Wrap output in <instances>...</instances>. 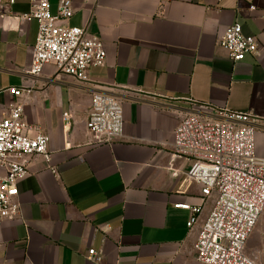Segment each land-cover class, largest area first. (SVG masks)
I'll use <instances>...</instances> for the list:
<instances>
[{
	"label": "crops",
	"instance_id": "0c3cea01",
	"mask_svg": "<svg viewBox=\"0 0 264 264\" xmlns=\"http://www.w3.org/2000/svg\"><path fill=\"white\" fill-rule=\"evenodd\" d=\"M72 1L67 23L87 27L107 52L88 83L53 64L29 74L37 22L0 19V117L18 101L11 88L30 89L25 119L50 136L52 154L51 164L30 161L19 216L0 219V264H200L191 212L175 205L199 204L202 186L185 178L191 162L173 155L174 132L190 111H211L189 98L264 119V0ZM49 2L56 13L58 0ZM29 5L16 0L11 10ZM235 22L258 37V55L234 62L218 44ZM94 92L122 100L124 134L108 144L89 142ZM256 142L264 157L263 129ZM90 249L100 263L88 259Z\"/></svg>",
	"mask_w": 264,
	"mask_h": 264
},
{
	"label": "built area",
	"instance_id": "2783aa9c",
	"mask_svg": "<svg viewBox=\"0 0 264 264\" xmlns=\"http://www.w3.org/2000/svg\"><path fill=\"white\" fill-rule=\"evenodd\" d=\"M15 1L0 0V19L15 17L38 24L29 74L40 76L46 64H53L60 73L88 83L89 69L105 65L107 52L102 39L87 27L67 23L75 12L72 0H58L56 13H52L49 0H29L26 12L14 13L11 6ZM256 8L250 6L251 10ZM218 44L234 62L260 52L258 37L245 34L238 22L225 29ZM10 91L18 101L9 105L5 116L0 117V219L19 216L18 184L29 174L30 161L37 156L49 164L52 161L50 136L25 119L24 102L31 90L14 87ZM164 98L170 102L180 100ZM187 101L192 106L211 109L192 110L185 115L173 140V155L191 162L186 180L202 186L199 204L175 205L191 212L187 227L190 232L196 229V260L200 264H264V246L259 261L245 252L250 235L264 222V157L256 151V136L260 129L264 130V119L250 112L215 109L192 98ZM86 128L92 145L121 138L122 100L114 94L94 92ZM50 168L58 175L55 167ZM207 203L210 208L201 221ZM88 259L100 263L102 255L90 249Z\"/></svg>",
	"mask_w": 264,
	"mask_h": 264
},
{
	"label": "rangeland",
	"instance_id": "374dc122",
	"mask_svg": "<svg viewBox=\"0 0 264 264\" xmlns=\"http://www.w3.org/2000/svg\"><path fill=\"white\" fill-rule=\"evenodd\" d=\"M264 246V222H260L257 227L254 229L252 234L250 235L246 246H245V252L254 257L257 258L258 261L261 258V250Z\"/></svg>",
	"mask_w": 264,
	"mask_h": 264
}]
</instances>
